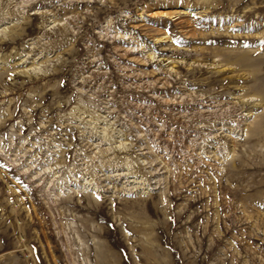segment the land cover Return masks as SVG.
<instances>
[{
    "label": "rangeland",
    "instance_id": "obj_1",
    "mask_svg": "<svg viewBox=\"0 0 264 264\" xmlns=\"http://www.w3.org/2000/svg\"><path fill=\"white\" fill-rule=\"evenodd\" d=\"M0 264H264V0H0Z\"/></svg>",
    "mask_w": 264,
    "mask_h": 264
}]
</instances>
